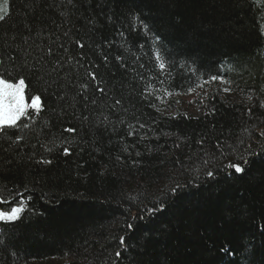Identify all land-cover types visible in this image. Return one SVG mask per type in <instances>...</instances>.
<instances>
[{"label": "trees", "instance_id": "1", "mask_svg": "<svg viewBox=\"0 0 264 264\" xmlns=\"http://www.w3.org/2000/svg\"><path fill=\"white\" fill-rule=\"evenodd\" d=\"M127 8L139 9L151 28L147 35L131 31L121 17L131 50L126 61L136 67L117 72L134 87L127 110L105 109L112 124L102 134L61 133L72 142L50 154L41 147L40 126L47 120L56 131L61 124L50 119L52 100L42 94L47 107L30 143L6 153L0 144V197L13 201L0 209L21 199L25 209L15 226L0 225L9 241L0 248V264H264V173L255 166L234 178L230 167L264 143V0H124L120 9ZM102 34L114 38L112 26ZM157 35L168 57L163 71L154 56ZM219 82L229 94L217 91ZM205 89L194 109L184 108L183 98ZM37 94L33 81L27 102ZM63 147L72 155L65 157ZM32 151L53 163H17ZM154 204L163 211L153 212Z\"/></svg>", "mask_w": 264, "mask_h": 264}, {"label": "snow or ice", "instance_id": "2", "mask_svg": "<svg viewBox=\"0 0 264 264\" xmlns=\"http://www.w3.org/2000/svg\"><path fill=\"white\" fill-rule=\"evenodd\" d=\"M122 2L124 0H19V10L14 12V0H3L0 8V144L4 145L3 152H8L13 144L19 151H23L21 141L30 143L31 134L39 126L37 117H41L47 107L42 103V94L52 100L50 119L61 124V128L56 131L53 130L56 124L49 126L47 120L40 126L45 140L41 147L50 154L54 148L72 142L73 137L63 136L61 133L78 136L82 131L95 129L97 134H102L112 124L105 109L127 110L125 99L127 103H132L134 87L129 89L130 82L118 76L117 72L130 74L136 72V67L126 61L125 52L131 50L127 47L128 36L121 17L131 31L142 30L147 35L151 28L139 9L127 8L122 11ZM93 4L99 11L93 10ZM109 25L114 30L112 39L102 34V29ZM155 41V60L163 71L168 57L161 37L155 36ZM139 47L142 49L144 45L140 44ZM113 48L117 50L114 58L110 55ZM93 55L99 59H93ZM133 58L140 59L135 54ZM144 67L143 64L139 65V68ZM218 79L223 82L222 77H211L212 81ZM33 81L37 85L38 94L31 97V103L28 104L25 102V93ZM224 91L230 89L225 88ZM165 94L171 95L167 90ZM156 99L161 98L157 96ZM260 107L264 108V103ZM248 113L251 115L252 110L248 109ZM28 120L32 121L31 125ZM73 120L78 124L72 125ZM63 122L70 126L63 127ZM128 126L135 127L132 124ZM139 127L144 128L145 125L141 123ZM20 129L25 132L21 134ZM259 135L264 137V130ZM57 140L60 141L59 144L56 143ZM32 147L34 149L35 145ZM216 147L220 148L221 145L217 143ZM13 151L12 159L18 154ZM62 154L65 157L71 156L70 147H63ZM136 155L139 156L140 153L137 152ZM12 159L5 161V164L12 163ZM17 163L47 166L53 163V159L45 156L37 159L35 151H32ZM255 166H259V170L264 173V143L259 152H252L250 158L230 165L234 169L232 176L239 178L247 175ZM215 176L213 171L207 172L208 178L215 179ZM175 194L177 190L172 189L170 195ZM18 195L23 196V193ZM5 203L12 205L13 201L0 197V205ZM152 211L162 212L163 208L154 204ZM24 212L22 199L8 211L0 209V225L15 226L18 221H22ZM133 227L134 225L128 224V228ZM6 236V229L0 231V248L8 246ZM119 243L125 250L129 248L124 238H120ZM140 247L146 248V245ZM115 255L121 257L122 253L117 251ZM131 264L138 262L133 259Z\"/></svg>", "mask_w": 264, "mask_h": 264}, {"label": "rangeland", "instance_id": "3", "mask_svg": "<svg viewBox=\"0 0 264 264\" xmlns=\"http://www.w3.org/2000/svg\"><path fill=\"white\" fill-rule=\"evenodd\" d=\"M214 86L217 87V91H219L222 95L229 94V91H227V92L224 91V89L226 88L225 85H224V83L219 82V83L215 84ZM210 88H213V87L211 86ZM208 90L209 89H205V91L200 90L197 94H194V95H192L190 97L183 98L181 104L184 105V108L194 109L195 106H194L193 103L198 98V94H200L202 92H204V93L209 92ZM25 102H26V100H25Z\"/></svg>", "mask_w": 264, "mask_h": 264}]
</instances>
